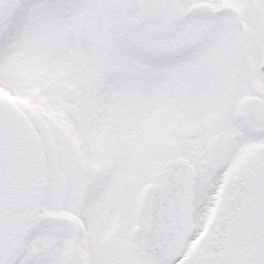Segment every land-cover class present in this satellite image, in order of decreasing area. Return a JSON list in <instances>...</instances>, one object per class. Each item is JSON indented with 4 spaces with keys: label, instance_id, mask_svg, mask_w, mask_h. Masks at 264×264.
I'll list each match as a JSON object with an SVG mask.
<instances>
[{
    "label": "snow or ice",
    "instance_id": "6c2138e0",
    "mask_svg": "<svg viewBox=\"0 0 264 264\" xmlns=\"http://www.w3.org/2000/svg\"><path fill=\"white\" fill-rule=\"evenodd\" d=\"M0 264H264V0H0Z\"/></svg>",
    "mask_w": 264,
    "mask_h": 264
}]
</instances>
